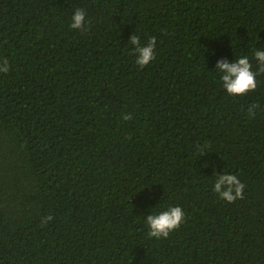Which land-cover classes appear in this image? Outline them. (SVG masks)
<instances>
[{
  "label": "trees",
  "instance_id": "trees-1",
  "mask_svg": "<svg viewBox=\"0 0 264 264\" xmlns=\"http://www.w3.org/2000/svg\"><path fill=\"white\" fill-rule=\"evenodd\" d=\"M258 46L264 0H0V264H264V72L231 96L215 71ZM171 205L185 222L150 238Z\"/></svg>",
  "mask_w": 264,
  "mask_h": 264
},
{
  "label": "clouds",
  "instance_id": "clouds-1",
  "mask_svg": "<svg viewBox=\"0 0 264 264\" xmlns=\"http://www.w3.org/2000/svg\"><path fill=\"white\" fill-rule=\"evenodd\" d=\"M87 24V13L82 8H77L70 18V27L72 29L84 30ZM129 42L134 45L135 63L141 68L147 66L154 60L156 55V38L151 37L146 44H142L140 37L132 35ZM214 54V52H213ZM258 65L253 70L249 56H235L229 60L221 57L216 60L215 71L219 75L221 87L231 96H243L257 88V76L264 72V46H258L252 53ZM9 72V60L0 58V73ZM257 105H251L248 111L255 115L254 109ZM124 120L131 119V114L123 115ZM212 191L227 203H232L243 197L245 185L241 179L234 173L227 170L217 171L213 165ZM50 220L51 217H46ZM186 219L185 211L182 206L171 205L163 208H157L156 211L144 216V222L148 228L147 235L150 238L162 239L169 237L170 233L178 229Z\"/></svg>",
  "mask_w": 264,
  "mask_h": 264
}]
</instances>
